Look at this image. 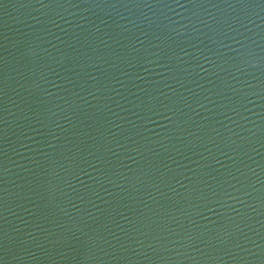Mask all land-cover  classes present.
<instances>
[{
  "label": "water",
  "instance_id": "water-1",
  "mask_svg": "<svg viewBox=\"0 0 264 264\" xmlns=\"http://www.w3.org/2000/svg\"><path fill=\"white\" fill-rule=\"evenodd\" d=\"M0 264H264V0H0Z\"/></svg>",
  "mask_w": 264,
  "mask_h": 264
}]
</instances>
